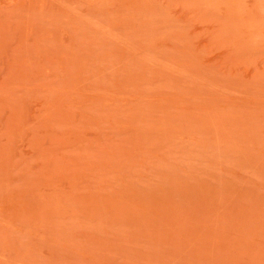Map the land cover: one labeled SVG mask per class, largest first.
<instances>
[{
    "label": "rangeland",
    "instance_id": "1",
    "mask_svg": "<svg viewBox=\"0 0 264 264\" xmlns=\"http://www.w3.org/2000/svg\"><path fill=\"white\" fill-rule=\"evenodd\" d=\"M0 264H264V0H0Z\"/></svg>",
    "mask_w": 264,
    "mask_h": 264
}]
</instances>
